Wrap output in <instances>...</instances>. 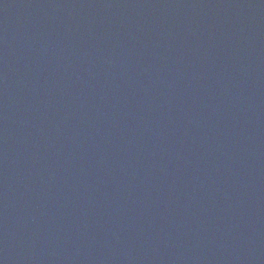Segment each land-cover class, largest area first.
Instances as JSON below:
<instances>
[{
  "label": "water",
  "instance_id": "1",
  "mask_svg": "<svg viewBox=\"0 0 264 264\" xmlns=\"http://www.w3.org/2000/svg\"><path fill=\"white\" fill-rule=\"evenodd\" d=\"M0 264H264V0H0Z\"/></svg>",
  "mask_w": 264,
  "mask_h": 264
}]
</instances>
